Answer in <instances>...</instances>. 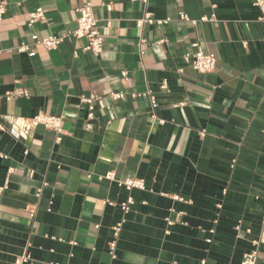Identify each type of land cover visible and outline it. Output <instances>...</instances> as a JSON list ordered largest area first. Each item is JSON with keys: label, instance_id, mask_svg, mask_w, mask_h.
Returning a JSON list of instances; mask_svg holds the SVG:
<instances>
[{"label": "crops", "instance_id": "1", "mask_svg": "<svg viewBox=\"0 0 264 264\" xmlns=\"http://www.w3.org/2000/svg\"><path fill=\"white\" fill-rule=\"evenodd\" d=\"M6 1L0 264L25 251L43 264H241L264 220V21L253 0ZM88 1L105 38L100 55L84 49L85 37L53 50L34 46V55L18 51L33 34L76 29V9ZM37 7L46 19L29 26ZM145 9L169 23L137 25ZM212 14L216 22L201 20ZM194 44L216 53L214 71L193 68ZM16 86L29 94L7 98ZM93 94L89 118L81 98ZM39 112L61 116L63 132L38 125L24 136L12 127ZM131 177L145 188L118 184ZM129 196L135 204L124 216L120 203ZM123 218L112 258L113 226ZM256 264H264V242Z\"/></svg>", "mask_w": 264, "mask_h": 264}, {"label": "built area", "instance_id": "2", "mask_svg": "<svg viewBox=\"0 0 264 264\" xmlns=\"http://www.w3.org/2000/svg\"><path fill=\"white\" fill-rule=\"evenodd\" d=\"M141 1L146 7L148 4L149 0H137ZM253 3L259 7L261 14L259 16L260 21H264V0H253ZM78 13V18H77V27L76 29L72 31H68L65 35L58 36V35H48L45 37H41L38 34H33L31 36V43L28 42H23L21 43L17 48L18 51L20 52H26L29 53L30 55H34L33 47L34 46H41L46 50H53L57 49L59 45L64 41L65 38H80V37H85L87 39V44L84 47L85 50L91 51L94 55H100L104 49V44H105V38L104 36L100 33L99 30V20L95 15L93 5L91 2H86L83 5H80L76 9ZM7 13V1L6 0H0V22L4 19L5 15ZM180 18L184 19L186 21H192V22H197L196 20L190 19V17L184 13H180ZM46 19V11L43 7H37L35 10L29 12L28 14V20H27V25L31 26L37 21H42ZM170 18L166 19H158L153 16V14L148 11L147 9L144 10V15L142 18L137 20V25H142L144 22L150 23V24H167L169 23ZM201 20H209L216 22V15L212 14L209 17H202ZM194 46H197V51L192 54L191 56L193 57V68L197 70L200 73H209L215 70L217 62H218V57L216 53L214 52H205L200 46L197 44H194ZM189 57V54H188ZM122 76L124 79H128L129 75L127 71H122ZM163 88H166V84L164 83L162 85ZM28 90L25 89L24 87L21 86H16L14 87L7 95V98L13 97V96H27ZM142 93H132V96L137 97L141 96ZM144 95H147L150 102L152 109L155 111V109L158 106V101L156 96L151 92L148 91L147 93H144ZM111 96L115 99H122L125 97L124 92H113L111 93ZM98 97L93 94L89 97L82 96V100L86 101L89 103V118H92V111L94 110V104L93 101L97 99ZM153 118H157L155 112L152 114ZM24 124L26 125H20L17 121H15L12 124V127L14 129H20V132H22V135L26 136L28 133V129L33 128L38 125H44L45 127L54 130L57 133H62L63 132V127H62V122L63 118L61 116L57 115H52V114H47L45 112H39L37 115L30 117L26 120ZM160 122L164 123V119H159ZM0 129L5 130V126L1 122V116H0ZM3 157L6 155L2 154ZM236 159L233 160L232 167L235 166ZM12 171V168H10L9 172ZM106 178H113V175L111 173H107L105 175ZM118 184L120 186L126 187L128 190L131 189H144L145 188V181L144 179L137 178V177H131V178H126L124 180H119ZM5 189V186H0V193ZM42 191V188L38 190L37 195H40ZM172 198L179 200V201H184V202H190L189 199H185L184 197L180 195H170ZM264 200V197H263ZM135 204V199L132 196H129L125 201L121 202V208L124 213V216L127 215L130 210L132 209V206ZM173 210V209H171ZM33 215L34 211L32 210ZM167 225L171 226L174 224V220L168 216L165 218ZM125 221V218L122 219L119 223L115 224L113 226V239L109 242L108 248H109V253L111 254L112 258L117 257L116 253V247H117V238L119 237V233L122 227L123 222ZM236 230H240L241 228V221L236 224ZM170 229L168 228L166 230V233H169ZM210 242L211 239H208ZM254 248L245 253L243 256V259L241 261V264H256L257 258H258V246L264 242V220H263V229H262V234L259 238L254 239L253 241ZM72 244H75V241H71ZM14 264H43L42 262L36 260L32 254L28 251L23 252L22 254L18 255L14 261ZM48 264H62V263H57V262H50Z\"/></svg>", "mask_w": 264, "mask_h": 264}]
</instances>
